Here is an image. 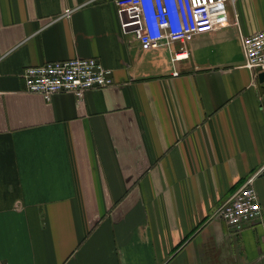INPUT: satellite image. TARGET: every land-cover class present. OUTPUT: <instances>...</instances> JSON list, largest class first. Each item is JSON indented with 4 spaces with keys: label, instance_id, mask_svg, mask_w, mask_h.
I'll return each instance as SVG.
<instances>
[{
    "label": "crops",
    "instance_id": "1",
    "mask_svg": "<svg viewBox=\"0 0 264 264\" xmlns=\"http://www.w3.org/2000/svg\"><path fill=\"white\" fill-rule=\"evenodd\" d=\"M115 2L0 0V262L264 264V173L257 221L217 215L264 164V82L241 45L264 0H229L226 25L158 48ZM76 57L114 86L26 93V68Z\"/></svg>",
    "mask_w": 264,
    "mask_h": 264
},
{
    "label": "built area",
    "instance_id": "2",
    "mask_svg": "<svg viewBox=\"0 0 264 264\" xmlns=\"http://www.w3.org/2000/svg\"><path fill=\"white\" fill-rule=\"evenodd\" d=\"M229 0H116L125 14L122 28L148 48L162 44H187L196 35L207 34L226 25L225 14ZM70 11L67 10V15ZM245 55L244 66L264 73V29L241 37ZM189 51L181 47L173 52L172 61L188 59ZM176 74V73H175ZM26 93L37 94L45 100L59 93H72L81 103L95 89L114 86L113 71L97 58L76 57L46 62L24 70ZM264 173V164L238 188L217 210L219 218L235 231L252 225L260 218L261 204L255 181ZM0 264H7L0 262Z\"/></svg>",
    "mask_w": 264,
    "mask_h": 264
},
{
    "label": "water",
    "instance_id": "3",
    "mask_svg": "<svg viewBox=\"0 0 264 264\" xmlns=\"http://www.w3.org/2000/svg\"><path fill=\"white\" fill-rule=\"evenodd\" d=\"M260 80H261L262 82H264V73H262V74L260 75Z\"/></svg>",
    "mask_w": 264,
    "mask_h": 264
}]
</instances>
